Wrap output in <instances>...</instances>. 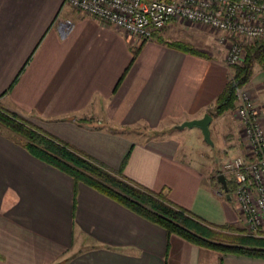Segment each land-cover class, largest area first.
Wrapping results in <instances>:
<instances>
[{"label": "crops", "instance_id": "1", "mask_svg": "<svg viewBox=\"0 0 264 264\" xmlns=\"http://www.w3.org/2000/svg\"><path fill=\"white\" fill-rule=\"evenodd\" d=\"M180 27L170 21L142 42L64 0H0V105L103 166L122 170L130 181L163 193L214 231L201 235L212 246L167 235L32 156L18 135L0 125V264H264L263 258L216 246H237L247 235L216 179L222 164L205 148L217 149L223 161L227 152L238 154L239 127L234 113L225 115L230 111L211 114L228 81L224 58L168 46ZM259 74L261 82L254 78L242 90L264 116V71ZM205 114L212 118V144L198 128L196 147L164 133L180 132L183 122ZM218 120L221 131L212 127Z\"/></svg>", "mask_w": 264, "mask_h": 264}, {"label": "built area", "instance_id": "2", "mask_svg": "<svg viewBox=\"0 0 264 264\" xmlns=\"http://www.w3.org/2000/svg\"><path fill=\"white\" fill-rule=\"evenodd\" d=\"M80 14L145 42L170 21L208 27L225 47L228 66L244 60L243 45L264 40V0H64ZM71 30L69 22L64 31ZM235 118L242 147L226 153L222 173L247 236L264 238V116L249 93H238ZM230 175V178H227Z\"/></svg>", "mask_w": 264, "mask_h": 264}, {"label": "trees", "instance_id": "3", "mask_svg": "<svg viewBox=\"0 0 264 264\" xmlns=\"http://www.w3.org/2000/svg\"><path fill=\"white\" fill-rule=\"evenodd\" d=\"M166 44L193 55H204L180 42ZM140 49L141 46L132 51L129 66L135 61ZM243 52L244 61L241 65L232 67V76L217 97L212 116H221L234 110L238 93L250 83L255 67L264 71V40L243 45ZM128 69L129 67L126 72ZM123 77L124 75L117 82L115 90ZM0 125L18 135L22 139L21 145L28 153L68 175L75 183L89 186L136 215L162 227L167 235L174 234L191 243L212 246L211 243L202 239L201 235L204 232L205 235H213L214 231L208 230L205 225L202 226V223L193 219L186 211L173 206L163 193H155L130 181L122 174V170L114 171L103 166L51 137L18 115L8 112L1 105ZM226 183L231 195L233 184L230 181ZM239 241L241 244L237 246H216L236 254L264 259V238L242 236Z\"/></svg>", "mask_w": 264, "mask_h": 264}, {"label": "rangeland", "instance_id": "4", "mask_svg": "<svg viewBox=\"0 0 264 264\" xmlns=\"http://www.w3.org/2000/svg\"><path fill=\"white\" fill-rule=\"evenodd\" d=\"M176 22V21H175ZM182 27H180L181 30H175V32L172 33L171 40L172 42H180L183 44H186L187 46H190L191 48L195 49L196 51L202 52L205 56L207 57H212V58H224V63L227 66L228 69V79L232 76V67L228 66L226 61H225V55H226V49L224 46H222L218 42V36L217 34L209 29L208 27L204 26H199L193 23H180ZM187 25V27H185ZM244 61V60H243ZM243 63V62H242ZM241 63V64H242ZM259 69V70H258ZM263 71L259 67H255L254 74L252 79L258 78L260 76L259 72ZM251 79V80H252ZM258 82H261V80L255 79ZM245 91V90H244ZM247 92V91H246ZM263 92H264V86H263ZM247 93H250L249 91ZM236 107V105H235ZM213 111V109H212ZM235 109L228 112L225 115H228V117H231L234 113ZM215 117V116H214ZM218 117V116H217ZM219 121V120H218ZM217 123V122H216ZM223 123L221 120L215 124L212 123V127L217 130L221 131L223 128ZM166 136H175L179 138V140L182 143H186V145L190 147H196V135H201L199 130L197 128H183L182 130L176 131L174 128H170V130H165L164 131ZM180 135V137L176 136ZM211 140V139H210ZM205 145V144H204ZM207 147V145L205 146ZM207 151V155L211 157V160H215L218 164H222L223 159H222V153L220 154L217 149H212L211 151L207 148H205ZM206 156V157H208ZM227 178H230V175H227ZM198 218L203 220L204 222H208L202 217L196 215ZM244 234L246 235L245 231Z\"/></svg>", "mask_w": 264, "mask_h": 264}, {"label": "water", "instance_id": "5", "mask_svg": "<svg viewBox=\"0 0 264 264\" xmlns=\"http://www.w3.org/2000/svg\"><path fill=\"white\" fill-rule=\"evenodd\" d=\"M212 118L210 115L205 114L201 119H195V120H191V121H186L183 122L181 125H179L177 128H193L196 127L201 131V134L203 136V139L209 143H211L210 140V131H209V124L211 122ZM218 183L221 185L223 192L225 193L226 199L229 200L231 197L229 195L228 192V187H227V183L225 180V177L223 174H219L216 177Z\"/></svg>", "mask_w": 264, "mask_h": 264}]
</instances>
